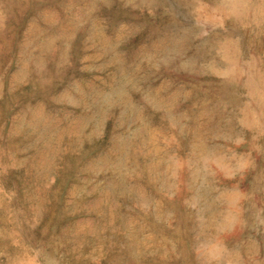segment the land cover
Returning <instances> with one entry per match:
<instances>
[{
    "label": "rangeland",
    "instance_id": "1",
    "mask_svg": "<svg viewBox=\"0 0 264 264\" xmlns=\"http://www.w3.org/2000/svg\"><path fill=\"white\" fill-rule=\"evenodd\" d=\"M111 162L147 209L97 207ZM129 232L143 264H264V0H0V264H119Z\"/></svg>",
    "mask_w": 264,
    "mask_h": 264
},
{
    "label": "bare ground",
    "instance_id": "2",
    "mask_svg": "<svg viewBox=\"0 0 264 264\" xmlns=\"http://www.w3.org/2000/svg\"><path fill=\"white\" fill-rule=\"evenodd\" d=\"M47 42H48V40H47ZM48 44V43H47ZM66 98V97H65ZM163 102V104H161V105H165V103H164V101H162ZM85 117V116H84ZM87 117V116H86ZM83 118V117H82ZM82 118H81V120L79 119V121H77V126H81V125H83L82 124V122H83V120H82ZM88 118H90V116L88 117ZM39 120H41L40 118H38L37 116L35 117V119H34V121L35 122H39V123H42L43 124V126H44V128L46 127V128H50L51 126H50V123L48 122V121H39ZM75 120V119H74ZM88 120V119H87ZM73 127V126H72ZM79 128H81V127H79ZM77 130H78V128H77ZM69 131V133H67ZM76 131V130H75ZM67 134H71V133H73V134H71L72 135V137H76V132H74V131H71V129H68V130H66L65 131ZM79 132V131H78ZM143 132L145 133V130H143ZM127 132H125L124 133V136H126V139L125 140H123V141H120V142H118L119 144H120V148H121V151H124V149H126L127 148V142L129 141V139H131L132 138V136H129L128 134H126ZM130 133V132H129ZM157 130H149L148 132H146L145 133V136L144 137H142V141L144 142V144L145 143H147V144H149V146L148 147H146L145 146V150L147 151L146 153H144L143 155H142V157H144V159H145V161L146 162H152V159L156 156V157H158V155L160 156V154H161V156H162V149H160L159 150V148H158V146H157V143H156V141H158L157 139H156V135H157ZM78 136H79V133L77 134ZM81 135V134H80ZM128 135V136H127ZM62 135H59V137H61ZM77 136V137H78ZM122 137H123V135H122ZM57 139V138H56ZM56 139H55V141H50L49 142V145H48V148L46 147V158L47 159H49V167H50V164H51V161L52 160H50L51 158L50 157H52L53 156V154H55V152H57L58 151V146H57V143H56ZM118 141H119V139H117ZM117 143V142H116ZM117 143V144H118ZM103 157V156H102ZM53 158V157H52ZM103 159V158H102ZM119 159V158H118ZM219 160V159H218ZM103 162V161H102ZM118 162H120V161H118ZM44 163H46V162H44ZM111 168L113 169V171H111V174H113L114 176H112L111 178H109V180H110V182L109 183H107L106 184V186H105V188H104V191H103V196H106L105 198H100L98 201H96V203L97 202H99L100 204L97 206L98 208H104V207H107V206H109V208L111 209V210H113V206H117V205H120L119 204V202L117 201V200H108L107 199V195H110V194H115V193H117V191L118 192H120V190H131V192H134V193H136L137 195H135V196H133V198H131V199H129V201L130 202H132V203H134L136 206H137V208H140V209H147V207L148 206H146L147 205V202H149L148 201V198H147V193L144 191V190H140L139 188H138V185H131V184H126L125 182H124V180L122 179V177H121V174H120V172H118V170L120 171V168H119V166L117 165V167H115L116 166V164H113L112 162H111ZM158 168V167H157ZM156 168V171L158 170L159 171V168L157 169ZM168 168V167H167ZM49 170V169H48ZM225 171H227V169L225 170ZM168 172V171H167ZM48 173V172H47ZM44 174V173H43ZM165 176H167V174L165 175ZM157 178V177H156ZM160 178V177H159ZM166 178V177H165ZM164 184V183H163ZM167 185V184H166ZM123 186H124V189H123ZM129 186V187H128ZM164 191H166V187H161ZM167 188H168V186H167ZM200 190V189H199ZM203 192H204V190H202ZM205 193V192H204ZM207 194V193H206ZM198 195V194H197ZM229 195V194H228ZM227 196V195H226ZM109 197V196H108ZM132 197V196H131ZM201 197V196H200ZM203 197H204V195H203ZM229 197V199H231V200H235V195H229L228 196ZM110 198V197H109ZM114 198V197H113ZM205 199V198H204ZM207 199V198H206ZM214 199V198H213ZM201 202V201H200ZM203 204V203H202ZM206 205V204H205ZM211 205V204H210ZM152 206V205H151ZM155 208V210H157V215H159L160 213H161V208H159V206L156 204V206L154 207ZM35 211H37V209H35ZM116 211V210H115ZM119 211V210H118ZM192 211V212H191ZM213 211V210H212ZM217 211V210H216ZM121 212V211H120ZM162 212H163V210H162ZM190 216H192V219H194L195 218V212L193 211V210H190ZM116 213H117V211H116ZM119 213V212H118ZM217 213V212H216ZM102 214H104V212L102 213ZM106 214V213H105ZM122 214V213H121ZM210 214H211V212H210ZM218 214V213H217ZM221 214V213H220ZM118 215V214H117ZM212 215V214H211ZM210 215V216H211ZM101 216V215H100ZM107 217L106 218H104L105 220H101L100 222H107V224H111V225H113L112 224V215H111V212L109 211V213L106 215ZM116 216V215H115ZM114 216V217H115ZM209 216V217H210ZM223 217H224V215H222ZM98 217V216H97ZM102 217V216H101ZM214 217V216H213ZM125 219V218H124ZM156 219H158V218H156ZM161 219V218H160ZM191 219V220H192ZM227 219V218H226ZM114 220H116L115 218H114ZM127 220V219H126ZM228 221H229V218H228ZM228 221L227 220H225L224 221V224H228ZM118 222H119V220H118ZM211 222H213L212 220H211ZM216 222V221H215ZM116 223H117V221H116ZM123 223V222H122ZM121 223V224H122ZM207 223H210V221L209 222H207ZM131 224V223H130ZM211 224V223H210ZM210 224L209 225H207V226H210ZM221 225H222V222L220 223ZM118 225H120V224H118ZM129 225V224H128ZM230 225V224H229ZM228 225V226H229ZM206 226V225H205ZM98 227H100V226H98ZM104 227H106V226H103V228ZM114 225L111 227V229L107 232V234L106 235H108L107 237L111 240V238H112V236H113V234H114V232H116L117 230H115L114 228ZM214 227V226H213ZM96 228V227H95ZM94 228V229H95ZM132 228V227H131ZM97 229V228H96ZM120 228L118 227V230H119ZM208 229H209V227H208ZM207 230V229H206ZM91 231V230H90ZM99 231V230H98ZM86 232V231H85ZM102 230H101V233H99L100 235H99V238L100 237H104V235H102ZM135 232V231H134ZM191 232V231H190ZM207 232V231H206ZM205 232V233H206ZM91 233V232H90ZM106 233V232H105ZM127 233V232H126ZM204 233V234H205ZM128 234V233H127ZM127 234H125V233H123V239H122V244H123V250H122V255H123V259H124V262H121V263H119V264H143V262H139L136 258H138V256H139V254H141L143 251V254H145V253H148V252H150V250H153V249H156V250H158L161 254L163 253V254H165L166 252H167V250H165V249H163V248H165L162 244H159V242L157 241V240H154V239H150L151 237H146V236H143V237H140V238H136L135 236H132L131 235V232H129V234H130V236L128 237V235ZM192 234V233H191ZM198 233H196V235H197ZM77 235H78V237H79V235H80V233H77ZM135 235V234H134ZM137 235V234H136ZM114 237V236H113ZM194 238V239H193ZM209 238H210V236H209ZM84 239V238H83ZM137 239V240H136ZM195 236L193 235V237H191V238H189V242H190V246H192V248H194V246H195ZM83 241V240H82ZM98 242H102V240L101 241H98ZM165 244V243H164ZM102 245H104V243H97V246L99 247V246H102ZM97 247V248H98ZM212 250V249H211ZM210 250V251H211ZM205 253H206V251H204ZM233 254V253H232ZM142 255V254H141ZM234 256V255H233ZM201 257V256H200ZM206 257H207V255H203V258H205V262L208 264L209 263V261H208V259H206ZM198 260V259H197ZM238 258H235V260H234V262H232L231 264H240L238 261ZM196 263H197V261H196Z\"/></svg>",
    "mask_w": 264,
    "mask_h": 264
}]
</instances>
